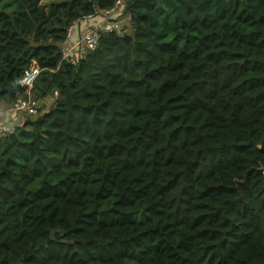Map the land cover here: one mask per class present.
Segmentation results:
<instances>
[{"label": "trees", "instance_id": "1", "mask_svg": "<svg viewBox=\"0 0 264 264\" xmlns=\"http://www.w3.org/2000/svg\"><path fill=\"white\" fill-rule=\"evenodd\" d=\"M113 4L0 0V101L35 61L47 103L0 135V264H264V0H125L61 62Z\"/></svg>", "mask_w": 264, "mask_h": 264}, {"label": "built area", "instance_id": "2", "mask_svg": "<svg viewBox=\"0 0 264 264\" xmlns=\"http://www.w3.org/2000/svg\"><path fill=\"white\" fill-rule=\"evenodd\" d=\"M125 0H114V4L104 10H99L94 14L83 15L77 18L68 27L65 40L60 45L61 62L68 61L75 65L84 58L88 53L96 49L99 37L108 32H116L119 35L128 31L130 28V15L123 14ZM101 15L100 22L97 25L87 28L79 33L73 41L71 34L74 28L82 21ZM41 68L35 61L24 70L20 84L25 88L26 97H18L12 103L11 107L17 113L21 114V119L16 125L0 123V135H8L15 132L17 126H22L27 117L37 116L40 113V103L30 95L34 80L40 73ZM58 95V90H54L53 97Z\"/></svg>", "mask_w": 264, "mask_h": 264}, {"label": "crops", "instance_id": "3", "mask_svg": "<svg viewBox=\"0 0 264 264\" xmlns=\"http://www.w3.org/2000/svg\"><path fill=\"white\" fill-rule=\"evenodd\" d=\"M101 20V15L96 16L94 18L86 19L78 24L72 34H71V41L81 32L85 31L87 28L93 27L97 25L98 22ZM40 108H44L47 103L39 100ZM21 119V114L17 113L15 110L12 109L11 103L8 104L4 101H0V123H6L9 125H16L18 121Z\"/></svg>", "mask_w": 264, "mask_h": 264}, {"label": "rangeland", "instance_id": "4", "mask_svg": "<svg viewBox=\"0 0 264 264\" xmlns=\"http://www.w3.org/2000/svg\"><path fill=\"white\" fill-rule=\"evenodd\" d=\"M40 110H41V108H40ZM42 112V111H41ZM34 117H36V116H33V117H29V118H34Z\"/></svg>", "mask_w": 264, "mask_h": 264}]
</instances>
